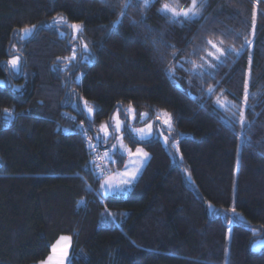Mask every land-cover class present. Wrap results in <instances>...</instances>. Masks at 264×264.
Here are the masks:
<instances>
[{
    "label": "trees",
    "instance_id": "1",
    "mask_svg": "<svg viewBox=\"0 0 264 264\" xmlns=\"http://www.w3.org/2000/svg\"><path fill=\"white\" fill-rule=\"evenodd\" d=\"M124 2L0 0V79L9 85L0 88V264L40 262L62 235L72 238L70 264H264V248L252 251L264 239V0H200L202 16L183 24L158 9L190 0H152L147 9L132 0L113 27ZM60 16L68 23L55 24ZM71 23L82 25L90 53L69 64ZM208 40L245 50L201 77L191 62L201 63ZM12 55L21 58L19 76ZM81 99L93 120L72 107ZM129 105L171 114L181 159L157 139L133 142L150 159L128 196L102 197V180L125 157L117 154L103 178L93 175L86 136L97 141L96 126Z\"/></svg>",
    "mask_w": 264,
    "mask_h": 264
},
{
    "label": "snow or ice",
    "instance_id": "2",
    "mask_svg": "<svg viewBox=\"0 0 264 264\" xmlns=\"http://www.w3.org/2000/svg\"><path fill=\"white\" fill-rule=\"evenodd\" d=\"M137 2L145 9L150 7L152 4V0H137ZM257 2H259V0H257ZM131 6H132V0H125V2L120 6L121 7L120 14H119L117 20L114 22L113 27H115L121 23L120 17L126 16L127 15V9ZM203 7H204V4L200 3V0H190V3L184 7H179L178 5H176L174 3L164 2V3H162V5H161L160 9H158V11L161 15H163L165 17V19L168 21V23H170V24H175V23L183 24L185 22H193L194 20L200 18L202 16ZM256 18H257V12L254 10L252 13V32H253V35L255 34ZM53 22L55 24H67L68 23L67 19L63 16L54 17ZM133 23H135V21H133ZM69 26L73 30V40H75L77 37V34L82 31V26L80 24H77V23H72ZM35 27L36 26L33 25L31 28L22 29L21 30L23 33L22 38L27 37V36H31ZM61 34L63 35V33H61ZM206 43L210 47L204 49L205 55L200 57L201 63L197 64L194 61L191 62L193 64L192 72L198 76H201V77H203L204 75H208L209 77L214 76V72H209L208 69H214V70L217 69L219 66L222 65L223 58H226L229 55H235L238 57L245 50L244 45H241V47L239 49H237L235 47L225 49L222 47V41L220 44L215 43L213 40H208ZM244 43L246 45H248L249 47L252 46V41L249 40L247 37H245ZM13 49H15V45H13ZM83 49H84V52L88 51V44L87 43L83 44ZM72 52H73V55L71 56V58H66V59H68L69 64L72 61H75L77 59V56H76L77 49L73 48ZM175 55H176V53L173 52V58L175 57ZM251 63H252V61H251V56H250L248 74L245 75L244 80H243V101H244L245 106L247 105V101L250 98L249 83H250V74H251ZM8 65L11 67L13 72H19L20 68H21V60H20L19 55H12L11 58L8 60ZM180 66H182V65H180ZM176 67L177 66L174 65L173 67H170L168 69V75L170 77L174 76ZM0 83H2V82H0ZM208 92H209V94H211L213 92V89L209 88ZM84 104H85V107L87 108L89 115H91L93 112L92 106L88 105V102L86 100L84 101ZM219 106L221 108H227L228 107V105L224 104V103L219 104ZM129 111L134 114V109H132L131 105H129ZM239 112H240L239 123L241 125H246L244 108H241L239 110ZM3 113L6 117L14 116V113L8 108H4ZM140 115L142 117H144L147 114L141 113ZM161 116L164 117L162 123L164 125H166L169 129H171L172 128L171 114L164 111L161 113L160 116H157V119H160ZM113 119H115V121H116L115 130L117 133H119L122 130V123L123 122L121 120H119L118 116L113 117ZM5 123H7V121H5ZM247 126L250 127V125H247ZM108 129H109V126L107 124L101 125V130L103 131L105 137H108L110 135ZM151 130H152V125L149 124L147 126V131L144 128H134L132 131L134 133H136L137 137L140 140H144V139H146L147 136L151 135ZM97 139L99 140V137H97ZM129 139L132 140V142H135L134 137H129ZM168 139H169L168 137H165V144L168 143ZM241 142H243V141H241ZM172 146L174 148H176L177 151H179V148L175 143H173ZM113 147L115 148V145H113ZM89 148L92 151L96 150L95 146L92 145L91 142H89ZM121 148L123 149L124 152H127L130 159L133 157L139 158L138 160H132V163L136 164L137 166L133 167V168H129V165L125 164V170L123 172L119 173V176L121 177V179H120L118 184H113L111 181V177L104 180V182L101 184V190L105 194L123 192L126 187L131 186L133 181L136 179L137 174L139 173L140 168L142 167V165L144 163V160L148 158V153L145 152L143 150V148L137 147L135 152H132L127 147V145L123 144L122 140H121ZM237 148H238V153H239L240 144L237 145ZM104 156L106 159L112 160V155L110 153L105 152ZM112 162L115 163L116 161L112 160ZM90 163L92 164L93 167H95V160L90 161ZM85 167H88V165H86ZM93 175H99L101 178H103V172L102 171L100 173L94 172ZM78 203H82V201L78 202ZM209 207H211V205H209ZM232 211L235 214L234 208L232 209ZM105 212L107 213V216L111 217L114 215L110 212H107V209H105ZM102 215H104V214L102 213ZM229 223H232L231 219L229 220ZM71 239L72 238L70 236H63L62 235L58 238L56 243H54L51 246L52 253H55L57 251V246L61 242H64L62 254L59 257L57 264H70L71 257H70L69 249L71 248ZM225 252L227 254V249L225 250ZM52 259H53V256L49 255L46 259L41 260L39 262V264H50Z\"/></svg>",
    "mask_w": 264,
    "mask_h": 264
},
{
    "label": "rangeland",
    "instance_id": "3",
    "mask_svg": "<svg viewBox=\"0 0 264 264\" xmlns=\"http://www.w3.org/2000/svg\"><path fill=\"white\" fill-rule=\"evenodd\" d=\"M77 24H80V23H77ZM27 28H31V27H27ZM70 31H71V37H72L73 43L70 46L71 54H70L69 58H71V56L73 55V52H72L73 48L77 49V52H76V56L77 57H78V54H80V52H82L84 54L83 55L84 59L89 58L90 47L88 45V51L84 52L83 44L86 43V42L82 38L81 32L78 33L76 39L73 40V30L71 29V27H70ZM34 32H35V29L33 30L32 35H33ZM59 32H60V35H62L61 33H63V31L59 30ZM63 35H64V33H63ZM22 36H23V33L21 32V34H20V39L21 40H27V39H29L31 37V36H27V37L22 38ZM217 44H219V43H217ZM222 47L224 48L223 45H222ZM17 48L18 47L15 45V49H17ZM15 49H13V50H15ZM20 60H21V58H20ZM75 61H73V62H75ZM13 73L15 75L19 76L21 74V68H20L19 72H13ZM78 78L81 80L82 75H80ZM0 82H2V83H0V88H2V89H4V88L9 86L2 79H0ZM12 85L16 86L14 80L12 81ZM84 101H85L84 99H81L80 101L75 100L73 102V104H72V107L75 110H77V111H80V110L83 111L85 116L89 120H93L94 111L92 112L91 115H89V113L87 111V108L85 107ZM162 112H164V111H158L156 113V115L160 116ZM142 113H146V112H142ZM146 114H147L146 116L142 117L135 110H134V114H133L132 112L129 111V106H125L124 107V111L116 110L113 113V115L111 116V119H110L109 122L105 121V122H102L101 124H99L98 126H96V131H97V135L100 137V142H101V144L103 146H105V147H107L109 149L108 153H110L112 155V160L118 161V157H117V154H118V156L120 155L122 157H125V162L124 163L128 164L129 168H133V167L137 166L136 164L132 163V160H138L139 158L133 157V158L130 159L128 154H127V152H124L123 149L121 148V140L123 141V144L127 145V147L132 152H135L137 147L143 148V146H136L135 144H133L132 140L129 139V137H134L135 138V142L134 143H136V142H140L141 143V142H146V141H149V140H152V139H157V140H159L162 143V145L166 148V150L174 157V159H175V157H178V159H181L180 148H179V141H180L181 136L175 130L173 124H172V128L169 129L166 125H164L162 123V121L164 119L163 116H161L160 119H157V116L156 117H151L148 113H146ZM116 116H118L119 120H121L123 122L122 123V130L119 133H117L116 130H115L116 121H115V119H113V117H116ZM102 124H107L109 126L108 131H109L110 135L108 137H105L103 131L101 130V125ZM149 124L152 125L151 135L147 136L146 139H144V140H140L137 137L136 133H134L132 131L134 128H144L147 131V126ZM165 137L169 138L167 144H165ZM173 143H175L178 146L179 151H177V149L172 146ZM113 145H115V148L113 147ZM143 150L145 152H147L145 148H143ZM149 159H150V155L148 154V158L144 160V163H143L142 167L140 168V171L137 174V177L133 181L132 185H134V183L138 179L139 175L141 174L143 168L145 167V165L147 164ZM112 160H109L110 163H113ZM124 170H125V165H124L122 170H113V171L111 170V173L109 174V176L104 177V179L102 180V183L104 182V180H106L109 177H111L112 183L113 184H118L120 179H121V177L119 176V173L123 172ZM187 179L191 180L190 174L188 172H187ZM132 185L129 186V187H126L123 192L108 193V194H105L101 190V187H100L99 188V194L102 197L113 196V197H118V198H125L126 196L129 195V192H130V190L132 188ZM63 243L64 242H61L57 246V251L55 253H52V249H51L50 255L53 256V259L50 262V264H57V261H58L60 255L62 254ZM263 248H264V239L263 238H259L258 240H255L253 242L252 251L259 252ZM69 251H70V249H69ZM34 264H39V262L34 263Z\"/></svg>",
    "mask_w": 264,
    "mask_h": 264
},
{
    "label": "built area",
    "instance_id": "4",
    "mask_svg": "<svg viewBox=\"0 0 264 264\" xmlns=\"http://www.w3.org/2000/svg\"><path fill=\"white\" fill-rule=\"evenodd\" d=\"M66 133H70V129H64ZM86 140H88V145L89 142H91L92 145L95 146V151H92L91 149V154H92V158L93 160H95V165L97 167H105L107 169V159L105 158L104 154L105 152H107L106 149H104V147H101L98 143H96L91 137H89L88 135L86 136ZM106 169L101 170L103 173H106ZM100 171V172H101Z\"/></svg>",
    "mask_w": 264,
    "mask_h": 264
},
{
    "label": "bare ground",
    "instance_id": "5",
    "mask_svg": "<svg viewBox=\"0 0 264 264\" xmlns=\"http://www.w3.org/2000/svg\"><path fill=\"white\" fill-rule=\"evenodd\" d=\"M104 149H106V148H104ZM106 150H107V149H106ZM107 152H108V151H107ZM95 167H96V168H95V171L98 172V173H100L101 170L105 169L104 167H97L96 165H95Z\"/></svg>",
    "mask_w": 264,
    "mask_h": 264
},
{
    "label": "water",
    "instance_id": "6",
    "mask_svg": "<svg viewBox=\"0 0 264 264\" xmlns=\"http://www.w3.org/2000/svg\"><path fill=\"white\" fill-rule=\"evenodd\" d=\"M118 108H121V106H120V104H118V106H117ZM127 118V117H126ZM97 137H99L98 135H95V139L98 141V142H100V137H99V140L97 139Z\"/></svg>",
    "mask_w": 264,
    "mask_h": 264
}]
</instances>
